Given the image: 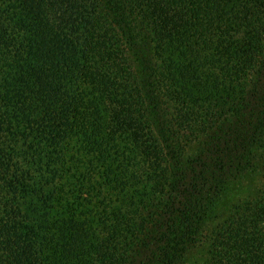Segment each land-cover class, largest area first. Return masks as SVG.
Wrapping results in <instances>:
<instances>
[{
  "label": "trees",
  "instance_id": "16d2710c",
  "mask_svg": "<svg viewBox=\"0 0 264 264\" xmlns=\"http://www.w3.org/2000/svg\"><path fill=\"white\" fill-rule=\"evenodd\" d=\"M195 253L264 264V0H0V264Z\"/></svg>",
  "mask_w": 264,
  "mask_h": 264
},
{
  "label": "rangeland",
  "instance_id": "374dc122",
  "mask_svg": "<svg viewBox=\"0 0 264 264\" xmlns=\"http://www.w3.org/2000/svg\"><path fill=\"white\" fill-rule=\"evenodd\" d=\"M259 180V174H248L243 178L234 181L230 186L229 191H227L219 202L218 211L220 215H224L238 197L251 192L255 188V185L259 183ZM197 255L198 253L192 255L187 264H194Z\"/></svg>",
  "mask_w": 264,
  "mask_h": 264
}]
</instances>
